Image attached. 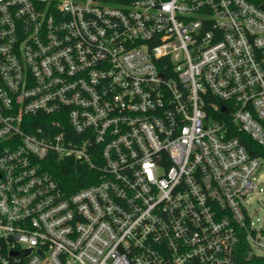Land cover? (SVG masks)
I'll return each mask as SVG.
<instances>
[{"label": "built area", "instance_id": "1", "mask_svg": "<svg viewBox=\"0 0 264 264\" xmlns=\"http://www.w3.org/2000/svg\"><path fill=\"white\" fill-rule=\"evenodd\" d=\"M242 135L264 0H0V264H264Z\"/></svg>", "mask_w": 264, "mask_h": 264}, {"label": "trees", "instance_id": "2", "mask_svg": "<svg viewBox=\"0 0 264 264\" xmlns=\"http://www.w3.org/2000/svg\"><path fill=\"white\" fill-rule=\"evenodd\" d=\"M242 143L248 147V151L257 157L264 158V145H260L255 140H252L248 135H242ZM52 171L59 182L67 189L72 190L88 184L85 176L87 170L72 160H65L57 163L52 168Z\"/></svg>", "mask_w": 264, "mask_h": 264}, {"label": "rangeland", "instance_id": "3", "mask_svg": "<svg viewBox=\"0 0 264 264\" xmlns=\"http://www.w3.org/2000/svg\"><path fill=\"white\" fill-rule=\"evenodd\" d=\"M264 165V162H263ZM260 185L258 192L251 196V204L249 206L250 214L254 215L255 219H261L264 215V166L261 170Z\"/></svg>", "mask_w": 264, "mask_h": 264}]
</instances>
